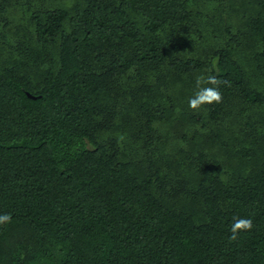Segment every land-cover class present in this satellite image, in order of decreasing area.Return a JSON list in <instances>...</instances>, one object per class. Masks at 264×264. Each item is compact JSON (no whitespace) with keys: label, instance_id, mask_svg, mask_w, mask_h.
I'll use <instances>...</instances> for the list:
<instances>
[{"label":"trees","instance_id":"16d2710c","mask_svg":"<svg viewBox=\"0 0 264 264\" xmlns=\"http://www.w3.org/2000/svg\"><path fill=\"white\" fill-rule=\"evenodd\" d=\"M0 214V264H264V0H0Z\"/></svg>","mask_w":264,"mask_h":264},{"label":"clouds","instance_id":"9594fccd","mask_svg":"<svg viewBox=\"0 0 264 264\" xmlns=\"http://www.w3.org/2000/svg\"><path fill=\"white\" fill-rule=\"evenodd\" d=\"M231 86L230 82L225 79H220L216 75H199L195 79L196 91L189 98L188 105L198 111L206 105L220 104L223 102V93L221 86ZM12 222L11 214H0V226ZM254 227L253 220L248 217H233V222L230 225L231 235L229 241L234 242L239 239V235L243 232H250Z\"/></svg>","mask_w":264,"mask_h":264},{"label":"rangeland","instance_id":"374dc122","mask_svg":"<svg viewBox=\"0 0 264 264\" xmlns=\"http://www.w3.org/2000/svg\"><path fill=\"white\" fill-rule=\"evenodd\" d=\"M204 7L207 11H210V9L208 10V6L206 4H204Z\"/></svg>","mask_w":264,"mask_h":264}]
</instances>
